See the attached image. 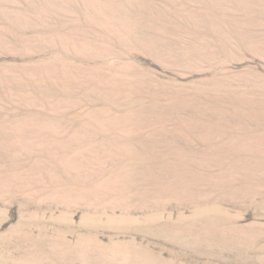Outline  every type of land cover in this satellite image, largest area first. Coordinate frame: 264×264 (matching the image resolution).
<instances>
[{"label": "rangeland", "instance_id": "1", "mask_svg": "<svg viewBox=\"0 0 264 264\" xmlns=\"http://www.w3.org/2000/svg\"><path fill=\"white\" fill-rule=\"evenodd\" d=\"M0 264H264V0H0Z\"/></svg>", "mask_w": 264, "mask_h": 264}]
</instances>
